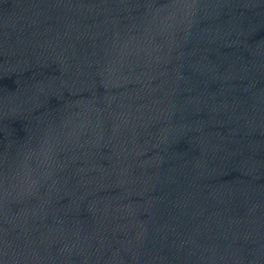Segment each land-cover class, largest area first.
<instances>
[{
	"label": "water",
	"instance_id": "obj_1",
	"mask_svg": "<svg viewBox=\"0 0 264 264\" xmlns=\"http://www.w3.org/2000/svg\"><path fill=\"white\" fill-rule=\"evenodd\" d=\"M0 235L264 264V0H0Z\"/></svg>",
	"mask_w": 264,
	"mask_h": 264
}]
</instances>
